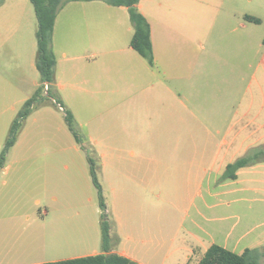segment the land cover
I'll return each mask as SVG.
<instances>
[{"label":"crops","instance_id":"1","mask_svg":"<svg viewBox=\"0 0 264 264\" xmlns=\"http://www.w3.org/2000/svg\"><path fill=\"white\" fill-rule=\"evenodd\" d=\"M95 2H68L57 13L52 50L56 59L54 94L60 108L48 103L32 111L0 172L3 177L0 200L22 196L25 201L32 199L39 205L38 196L43 194L49 205L41 211L40 219L35 213L20 215L18 212L9 217L0 228V264H55L102 253L100 211L96 207L94 210L93 189H96L87 159L86 167L81 160V153L86 156L87 152L77 144L63 114L60 117L58 112L71 110L69 106L75 104L83 107L92 104L108 110L111 106L140 103L146 119L147 104L130 95L138 91L140 85H118L115 81L124 78L125 70L135 72L138 80L142 74L146 76L147 69L158 68L160 60L167 57L165 48L172 40L169 34L179 35L172 19L177 15L176 18L189 23L188 11L180 13L173 6L168 9L173 12L172 19H167L168 14L151 6L150 0H139L136 7L150 26L154 67H149L130 47L133 28L127 8L111 6L119 11V19L109 11L106 15L109 18L101 23ZM4 7L3 2L0 11ZM222 17L223 21H233L229 11ZM255 19L259 23L242 19L239 24L248 35H238L232 42L218 48L209 36L216 19L206 39L201 34V27L193 24L191 37L183 36L191 45L203 48L191 52V65H196L191 67V83L203 78V90L221 92L220 98L214 99V104L210 105L215 108L213 111L199 113L191 110V147L180 151L175 149L171 153L183 155V162L167 166L148 157L146 134L135 137L139 139V146L135 148L127 145L126 149L112 153L99 151L102 160L99 169L102 181L99 179V183L105 196L113 241L109 254L135 264H198L212 245L234 254H242L247 249L264 251V178L256 177L264 176V161L239 169L232 180L221 179L229 164L252 150L264 148V32L255 36V26L262 24L261 19ZM154 21L164 26L162 32L154 28ZM101 31L104 32L102 37ZM35 33L33 38L31 32L26 33L20 26L6 38L0 34L1 50H6L7 56L20 62L24 71L19 87L13 89L6 102L4 85L0 84V152L17 112L39 85L35 67ZM246 77L248 82L245 85ZM210 80L213 83L209 84ZM142 87L143 92L148 90V86ZM192 97L195 101H191V107L198 108L201 104L199 93ZM70 113L81 127L72 110ZM137 116H142L140 111ZM45 127H48L49 134L53 129L59 146L63 145L57 151L70 149L79 153L81 160L79 164H72L75 173L69 179L73 189L68 194H61L59 203L55 188L57 164L43 162L41 177L38 174L39 180L33 181L38 182L37 186L33 189L27 185L29 177L35 178L34 171L39 167L35 166L34 159L30 160V155H23L34 148L32 142L26 144L30 145L28 148L24 147V142L30 135H33L30 138H38L45 134L39 132L36 136L35 133ZM165 171L172 172L173 179L169 184L174 188L168 196L166 208ZM58 182L62 179L59 178ZM238 193L241 197L234 200L233 196ZM245 193L252 195L251 200L262 203L261 207L246 218L229 215L233 203L250 199L244 197ZM214 200L217 203H212ZM22 218L24 222H20ZM233 219L235 222L230 224Z\"/></svg>","mask_w":264,"mask_h":264},{"label":"rangeland","instance_id":"2","mask_svg":"<svg viewBox=\"0 0 264 264\" xmlns=\"http://www.w3.org/2000/svg\"><path fill=\"white\" fill-rule=\"evenodd\" d=\"M150 1L152 4L151 6L155 9L161 8L168 14L167 19H172L173 12L170 13L168 9L173 8V6L178 9L180 13L188 11L190 17L188 18V24L187 21L176 18L177 15L172 19L175 21L173 27L176 28L179 35L173 34L174 32L169 34L172 35V40L170 41V45H166L165 48V51H168L167 57L165 60L161 58L162 61L160 60L158 68L154 70L147 69L146 76L142 74L138 80L136 79L135 72L125 70L123 71L124 78L122 80L116 79L115 81L118 85L128 86L131 84L135 85L136 83L140 85L138 91H133L130 95L132 94L135 100L147 104L146 119L143 118L144 113L143 108H140V103H135L136 105L130 103L127 106H111L108 107V110H106L107 108L105 107L92 106V104L86 107L78 104L69 106L77 122L81 124V127H78L75 122V128L80 138L79 145L85 153L87 151L90 153L97 166L98 183L99 179L102 181V174L99 172L102 162L98 155L99 151L112 153L119 149H126L127 145L129 148H135L139 146V139L135 137L140 136V134L147 135L146 146L149 151L148 157L167 166L180 164L184 161L185 157L181 154L176 156L171 153H173L175 149L180 151L187 147H191V110L199 111V113H209L215 109L210 107V105L214 104V99L220 98L221 92L203 90L202 85L205 83L203 78H197L191 83V67L196 66L195 64L191 65V52L203 50V48L198 47V45L193 46L190 42L184 40L183 36L191 37V24L201 27V34L203 38L206 39L210 26L214 19H216L217 22L211 33H209V36L217 48L221 44L232 42L238 35H248L246 30H242L239 27L240 22H242V19L244 20L245 16L261 19L262 24L255 26V36H260V34L264 32V0ZM3 2L5 3V7L0 11V34H4L2 38H6L20 26H22V29L26 33L31 32L34 38V32L37 30V21L31 3L28 0H0V5ZM95 5L99 7L101 23L106 22V19L109 18L106 16L109 14V11L111 14L115 13L117 19H119V11L113 10V8L108 6L105 2L96 1ZM227 11L230 12L233 21H223L222 15ZM162 16L165 17L164 14H162ZM154 28L159 33L164 30V26L162 24L160 25L159 21H154ZM120 32L122 33L124 30ZM100 35L102 37L104 32L101 31ZM244 41L246 42V39ZM1 49L2 48H0V50ZM206 50H208V47ZM0 52V84L4 85V98L6 102L7 96L14 91L13 89L16 86L19 87V80L23 78L24 71L20 62L12 60L11 57L7 56L6 50L4 52L1 50ZM199 60L200 63H203L201 58ZM246 73L247 71L245 70V74ZM248 75L250 76V72H248ZM212 78L213 77H209V79ZM247 82L248 78L245 81V85ZM208 83L211 84L213 82L210 80ZM142 85L148 86V90L143 92L144 87H142ZM194 93H199L200 95L199 101L201 104H199L200 106H198V108L191 107V101H195L192 97ZM50 97L53 99V93L50 94ZM117 98L120 99L121 97L117 96ZM52 99H49L50 102ZM54 110L58 112L57 109L54 108ZM71 110L68 109L69 112ZM139 111L142 116H137ZM58 114L62 117L63 112H58ZM106 117H110L112 120H104ZM140 131L142 133H140ZM39 132L45 134L39 135L38 138H30L33 136L30 135L24 142V147L28 148L30 145L27 146L26 144L32 142L31 146L34 148H32L33 150L29 152V154L23 155L25 157L30 155V160L34 159L35 166L39 167L34 171L36 174L34 176L35 178L29 177L27 185L31 186L33 189L37 186L38 182L33 183V181L39 180L38 174L41 177L43 172V167H41V165L43 162L48 161L50 163L52 162V164H57L55 188L58 197L57 203H59L61 200L60 195L64 193L68 194V192L73 189L69 179L72 178L71 174L75 173L72 164H79L82 160L84 167H86L87 154L85 156L81 153L80 160V156L77 155L79 153H75L70 149L66 152H59L57 150L61 149L63 145L61 144V147L59 146V139L55 138L56 136L54 135L55 131L50 129L49 134L48 127L41 128L35 132L36 136ZM6 139L7 137L5 136L4 141H6ZM66 166L68 167L67 169L65 168ZM256 177L259 179L264 178L263 175ZM59 178L62 179V182H58ZM2 179L3 177L1 178L0 176V181ZM163 179L165 181L164 201L166 208V205H168L166 203L168 196L172 194L174 190L169 184L173 179L172 172L165 171ZM19 183L23 182L19 181ZM99 185L101 186L100 183ZM212 189L216 188L213 187ZM102 195L105 201L103 189ZM244 195V197L250 199L245 202L238 201V203H233L231 205L232 211L230 212L229 209V215L233 214L234 217L237 215L246 218L251 216L256 208L261 207L262 203L251 200L252 195L250 193H245ZM38 197L41 201L39 205L32 199H26L25 201L22 196H14L11 199L0 200V228L9 220L10 216H15L18 212L20 215L35 213L37 218L40 219L41 211L43 212L46 210L49 204L47 202L45 203L44 199H46V197H44L43 194ZM230 197L231 196H228V198ZM239 197H241V195L238 193L233 196V199L235 200ZM93 198H95L94 210L95 207L99 209L97 190L95 191L94 189ZM212 203H217V201L214 200ZM84 210L87 211L86 206H84ZM11 220L13 221V219ZM24 221V218L20 219V222ZM234 222L235 219L231 220L230 224ZM244 245L246 244H243V246Z\"/></svg>","mask_w":264,"mask_h":264},{"label":"trees","instance_id":"3","mask_svg":"<svg viewBox=\"0 0 264 264\" xmlns=\"http://www.w3.org/2000/svg\"><path fill=\"white\" fill-rule=\"evenodd\" d=\"M34 10L37 21L36 38V57L35 67L39 74V85L33 95L23 103L15 118L13 119L4 147L0 153V172L4 168L7 154L16 142L17 135L23 122L36 108L52 103L55 107L58 105L54 91L55 84V65L56 59L52 50V33L54 22L58 11L68 2H89L103 1L112 7L127 8L129 21L133 28V35L130 41V47L141 58H143L149 67H154L153 53L150 40V26L147 20L139 13L137 4L139 0H28ZM246 21L259 23L258 19L245 16ZM47 90H44V85ZM53 93V99L50 94ZM49 99H52L50 102ZM58 107V106H57ZM59 108V107H58ZM64 121L67 128L73 135L75 141L79 144L80 138L75 128V121L69 111H63ZM87 161L89 164V173L95 189L97 190L99 210H100V232H101V250L102 253L96 256L85 257L81 259L65 261L55 264H135L123 257L115 254H109L113 247V241L110 236L109 218L106 211V204L103 199L102 189L97 180V166L94 159L87 151ZM264 161V148L252 150L245 156L229 164L221 177L222 180L234 179L235 173L244 167L254 165ZM263 259V262L260 259ZM198 264H264V251L245 250L242 254L231 253L219 246L212 245L202 256Z\"/></svg>","mask_w":264,"mask_h":264},{"label":"built area","instance_id":"4","mask_svg":"<svg viewBox=\"0 0 264 264\" xmlns=\"http://www.w3.org/2000/svg\"><path fill=\"white\" fill-rule=\"evenodd\" d=\"M47 88H48V86L45 84V85H44V90H47ZM57 106L60 108L59 105H57Z\"/></svg>","mask_w":264,"mask_h":264}]
</instances>
